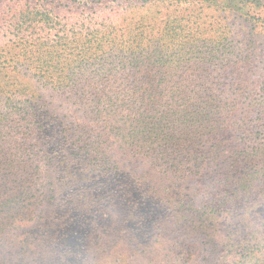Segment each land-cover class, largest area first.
<instances>
[{
	"label": "trees",
	"instance_id": "1",
	"mask_svg": "<svg viewBox=\"0 0 264 264\" xmlns=\"http://www.w3.org/2000/svg\"><path fill=\"white\" fill-rule=\"evenodd\" d=\"M50 1L0 10L24 36L17 60L0 48L19 116L0 113V264H264V0H159L218 20L97 24L80 45ZM70 104L103 130L71 142L84 154L55 140ZM23 126L28 151L6 139Z\"/></svg>",
	"mask_w": 264,
	"mask_h": 264
},
{
	"label": "rangeland",
	"instance_id": "2",
	"mask_svg": "<svg viewBox=\"0 0 264 264\" xmlns=\"http://www.w3.org/2000/svg\"><path fill=\"white\" fill-rule=\"evenodd\" d=\"M6 2L8 0H0V10L3 9L2 7ZM48 2L51 3L50 0ZM56 2H58V7H56L55 11L60 13V17H56L54 27L62 29V34L66 42L76 40L77 45H80V41L78 40L84 39V36L89 34V30L95 28L97 24L112 23L119 30V33H121L126 31L128 23L140 22L138 24H141L146 29L153 24L160 25L161 27L165 23H168V21H173L174 18H177V21H182L185 24L188 21L197 20L196 12L204 10L205 14L200 18L205 22L204 26L209 27L208 24L212 26V24L217 22L219 15L215 10H209L196 2L174 3L159 0H136L133 2H129L128 0H97L92 4L90 3V6H92L90 9L81 0H56ZM77 20L79 24L76 23ZM50 37L53 38V36ZM22 40H24V36L19 35L14 27H7V24L0 20V48L3 47L6 50V58L8 61L11 62L20 58L19 54L22 50ZM70 46L72 49L74 48V45ZM260 49L261 47L259 45L256 49L258 56L261 53ZM74 52L82 55L79 50H75ZM65 53L67 55L68 50ZM254 65L255 63L250 67ZM11 104L8 105L5 99L0 98V113L6 116L5 122H7V126H12L19 120V116L15 115L16 112L14 113L18 105L14 103L15 108ZM70 106L66 116L68 128L66 132L61 130L60 127L56 128L54 131L55 140L64 143L63 146H65L68 152H72L75 155L84 154L85 149L81 151L80 149L82 147L74 146L71 142L78 135H84L85 138L87 136H93V140H95L100 133H103V130L100 125L91 123L83 128V130L77 129V125H84L88 122L84 118L81 109H78L77 106H73L72 104ZM6 129L8 144L22 145L25 151H28L33 146V140L31 138L29 139L31 133L24 126L16 131H12L13 129H9L8 127ZM8 132H10L9 137ZM83 145L84 143L79 146ZM2 221L3 219H0V222Z\"/></svg>",
	"mask_w": 264,
	"mask_h": 264
}]
</instances>
